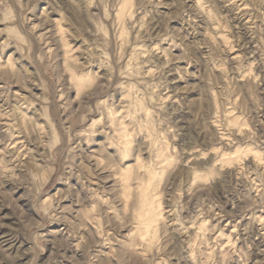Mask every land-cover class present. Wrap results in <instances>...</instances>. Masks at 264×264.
Listing matches in <instances>:
<instances>
[{"label": "rangeland", "instance_id": "1", "mask_svg": "<svg viewBox=\"0 0 264 264\" xmlns=\"http://www.w3.org/2000/svg\"><path fill=\"white\" fill-rule=\"evenodd\" d=\"M0 264H264V0H0Z\"/></svg>", "mask_w": 264, "mask_h": 264}]
</instances>
